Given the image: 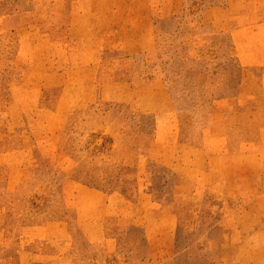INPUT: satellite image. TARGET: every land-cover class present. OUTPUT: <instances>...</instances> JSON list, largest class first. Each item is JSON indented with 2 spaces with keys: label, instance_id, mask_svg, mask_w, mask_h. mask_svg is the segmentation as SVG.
Segmentation results:
<instances>
[{
  "label": "rangeland",
  "instance_id": "rangeland-1",
  "mask_svg": "<svg viewBox=\"0 0 264 264\" xmlns=\"http://www.w3.org/2000/svg\"><path fill=\"white\" fill-rule=\"evenodd\" d=\"M0 264H264V0H0Z\"/></svg>",
  "mask_w": 264,
  "mask_h": 264
},
{
  "label": "trees",
  "instance_id": "trees-1",
  "mask_svg": "<svg viewBox=\"0 0 264 264\" xmlns=\"http://www.w3.org/2000/svg\"><path fill=\"white\" fill-rule=\"evenodd\" d=\"M92 184V183H91Z\"/></svg>",
  "mask_w": 264,
  "mask_h": 264
}]
</instances>
